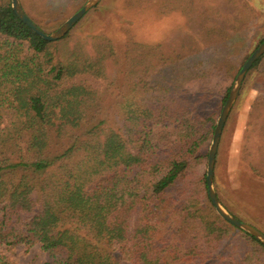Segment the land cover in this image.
<instances>
[{
  "label": "trees",
  "instance_id": "1",
  "mask_svg": "<svg viewBox=\"0 0 264 264\" xmlns=\"http://www.w3.org/2000/svg\"><path fill=\"white\" fill-rule=\"evenodd\" d=\"M69 37L43 39L0 0V245L37 243L42 264L259 263L264 245L215 213L194 170L209 90L151 81L159 53L133 41L119 82L110 37L90 50Z\"/></svg>",
  "mask_w": 264,
  "mask_h": 264
},
{
  "label": "rangeland",
  "instance_id": "2",
  "mask_svg": "<svg viewBox=\"0 0 264 264\" xmlns=\"http://www.w3.org/2000/svg\"><path fill=\"white\" fill-rule=\"evenodd\" d=\"M85 1L19 0L27 15L47 33ZM263 31L264 0H101L69 30L68 45L81 44L90 50L101 38L110 37L121 59L118 64L108 63L107 72L119 82L124 77L126 42L155 47L159 56L153 58L156 66L147 77L178 93L201 90L204 85L209 91H204L207 96L200 109L214 114L215 126L223 105L220 99L260 43ZM138 64L136 69L141 71ZM217 107L219 111L214 113ZM206 160L207 156L194 167L197 175L205 174ZM213 185L228 212L264 233V56L245 74L225 121ZM0 252L14 264L49 260L37 243L0 245ZM262 253L257 264H264V250Z\"/></svg>",
  "mask_w": 264,
  "mask_h": 264
},
{
  "label": "water",
  "instance_id": "3",
  "mask_svg": "<svg viewBox=\"0 0 264 264\" xmlns=\"http://www.w3.org/2000/svg\"><path fill=\"white\" fill-rule=\"evenodd\" d=\"M101 0H86L81 7H79L74 13H72L63 23H61L55 30L50 33L42 30L24 11L19 0H10L11 8L15 15L25 23L34 33L42 37L47 41H54L63 37L84 15L85 13L97 5ZM264 53V40L258 44V46L248 55L243 64L241 65L239 71L237 72L234 82L229 89L228 95L220 109L219 115L216 120V124L213 129L211 141L207 151L206 160V170H205V180L207 186V195L211 201L216 213L234 227L243 230L244 232L252 235L258 241L264 245V233L260 231L255 226L244 222L230 212L220 202L213 185V171L216 159L217 148L219 145L221 133L227 119V116L235 102L242 81L245 74L252 66V64Z\"/></svg>",
  "mask_w": 264,
  "mask_h": 264
}]
</instances>
